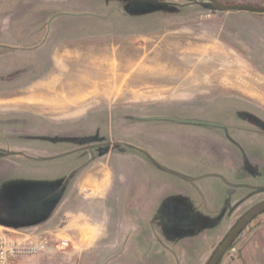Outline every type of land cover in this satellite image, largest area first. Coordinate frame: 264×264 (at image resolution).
<instances>
[{
    "label": "rangeland",
    "instance_id": "rangeland-1",
    "mask_svg": "<svg viewBox=\"0 0 264 264\" xmlns=\"http://www.w3.org/2000/svg\"><path fill=\"white\" fill-rule=\"evenodd\" d=\"M217 1L264 7V0ZM207 3L0 0V113L41 119L42 133L57 134L47 143L54 149L49 154L123 144L93 156L98 162L81 174L82 191L73 193L70 184L69 202L54 197L62 184L53 182L72 175L86 154L66 156L60 169L0 162V227L20 231L14 222L25 214L40 220L34 216L39 201L55 198L54 220L30 231L47 237L49 250L10 264H205L238 219L264 202L261 135L245 133L244 159L222 164L224 156L235 159L230 149L213 155L199 145L220 143L225 135L234 139V134L170 121L221 123L226 118L264 132L247 119L253 113L264 123L259 115L264 113V61L229 45L222 33V17L228 14L211 13ZM243 26L231 21L225 30ZM73 84L71 93L63 88ZM26 120L23 128L34 130L33 119ZM63 127L76 131L67 137ZM134 147L164 167L125 162L145 159ZM169 173L195 181L189 185ZM92 176L100 182L92 183ZM16 177L31 182L17 186ZM262 227L264 214L235 241L236 257ZM230 262L223 257L219 264Z\"/></svg>",
    "mask_w": 264,
    "mask_h": 264
},
{
    "label": "crops",
    "instance_id": "crops-1",
    "mask_svg": "<svg viewBox=\"0 0 264 264\" xmlns=\"http://www.w3.org/2000/svg\"><path fill=\"white\" fill-rule=\"evenodd\" d=\"M225 14H228V15H226L225 17H222L224 21L222 33L223 35L224 34L227 35V40H228L229 45L235 48L236 50H238L245 57L250 58L252 55L259 56L261 61H264V14L248 13V12H239V13L236 12V13H225ZM232 14H235V15H232ZM213 16L215 17V14H213ZM231 21L232 22L234 21L242 22L245 24V26L239 27L235 30L228 29L226 31L225 26L227 23H230ZM66 86H70V85H66ZM31 99L35 100L33 98ZM260 113L264 117V113L263 112H260ZM25 116L27 117L29 116L28 118H30V115H25ZM247 116H248L247 119L251 121V124H253L257 128L259 127L260 129H263L264 131V123H262V121H260V119L255 114L251 113V114H248ZM241 123L239 125H241ZM33 133H35V130L33 131L32 128L20 127L17 129L16 128L6 129L3 131V135L5 137H8L7 138L8 141L5 140L4 145L7 149L9 148L16 149V150L30 149L33 146L32 142H26L25 144L23 141H21V138H27V137L33 138L32 136ZM15 138H18L19 140H15ZM23 145L27 146L28 148L27 147L22 148L24 147ZM261 158H263V155L259 156V160H261ZM94 164L95 163H92L88 166H84L80 168L77 166L76 167L77 169L72 174L71 179H64L63 181H57V182L54 181L53 183L62 184V186H60L54 193L55 194L54 197L58 195L57 198L59 197L61 198L62 196L64 197V200L69 202L71 198L70 196H68V193L71 191L73 192V190H75V192L76 190H78V192L82 191L80 188V185H81L82 179L85 176L82 177L81 174H84L87 168L92 167ZM258 164L260 166H263L262 162ZM102 170L104 171V169ZM26 181L27 180H25V178H21V177H16V180H15V182L18 183L17 186L21 185V183H25ZM90 181L92 183H98L100 182V178H97V177L93 178L92 176ZM3 182H5V180ZM27 182H31V180ZM110 183H113V181L112 180L109 181V184ZM70 184H72L71 186L73 187L72 189H70L71 191L68 190V188H71ZM17 196L20 197L21 199L23 198L21 197V194L19 195L17 194ZM51 197L48 196V197L42 198L39 201L41 204L39 208L35 211L34 216L39 217L40 220L34 221L32 220V216H30L29 214H25L23 215V218L19 220V222H14L13 225H17L15 226L16 229L20 231H33V230L40 229L39 227H45L49 223H51V221H53L55 217L54 216L55 214L53 212L52 213L50 212L51 209L53 208V202L55 200V198H52L51 200L50 199ZM63 203L64 202H62V206H63ZM23 221H26V222H23ZM229 260L231 262L228 264H264V227H262L257 232L251 234L248 237V239L245 241V243L242 245V247L238 251V257L229 259Z\"/></svg>",
    "mask_w": 264,
    "mask_h": 264
},
{
    "label": "flooded vegetation",
    "instance_id": "flooded-vegetation-1",
    "mask_svg": "<svg viewBox=\"0 0 264 264\" xmlns=\"http://www.w3.org/2000/svg\"><path fill=\"white\" fill-rule=\"evenodd\" d=\"M59 15L55 16L54 18L52 17L51 20L48 22L51 23V21H53L56 17H58ZM101 19H104L105 17H100ZM44 23V22H43ZM35 24V23H33ZM47 24V23H46ZM44 26V24H43ZM38 29L33 30L31 33H38ZM43 39H48V34L47 36H45ZM43 45V44H42ZM39 47V46H38ZM36 47V48H38ZM227 99V98H226ZM225 100V98L223 99ZM258 112V111H256ZM259 113V112H258ZM259 115H262L261 113H259ZM25 115H23L22 113L18 114V113H0V127L1 125L5 128H1L0 129V133H1V137H0V162H10L13 164H16L15 162L11 161V160H18L17 162L19 163H23V164H29L30 166H32V168L35 169V167H44V168H49V169H60L64 163H61L66 156L68 155H78L81 154L82 157V153L86 154V159L82 160L81 159V165L78 166L80 167H84V166H88L92 163H96L98 162V160H94L93 156L97 154V152L101 151V149L105 148L106 146H109L111 149L116 148L117 145L119 144H111V143H96V144H89L87 146H82V147H77L75 149H71V150H64L61 152H56L54 154H49L48 152L53 151L54 149L49 148V146H47V143L49 141H51V143H53V140L55 138V135L57 137V134H55L54 132H44L42 133L39 128L38 123H42L43 121L37 117H30L32 120V124L35 126L34 130L35 133H33V149H7L4 145L5 140H7L8 137H5L3 135V131L6 129H17L20 128V125H22L23 128V120L27 121L26 117H24ZM239 120V119H238ZM170 121L172 122H177V123H189V124H196V125H202V126H208L210 129H214V130H220L223 133L227 132V133H231L234 134V139H231L230 136L226 137L225 133L223 135H225V138L221 139L220 143L215 144L213 141H207L208 143L206 144H202L199 145L202 148H205L209 153L216 155V153H218L219 151H226L225 149H227V151L230 149L232 154L235 156V159L231 158L226 160L225 156L223 157V161L222 164H225L226 162H234V163H239L241 162L242 159V152H241V146H242V138L244 136L245 133L248 134H259L264 138V132H259L257 130H251V129H245L243 127H241V125H239L241 123V120L239 121H235V122H231L229 119L223 118L221 119V123L215 122V121H186V120H180V119H170ZM20 124V125H19ZM43 124V123H42ZM78 124H82L81 122H79ZM19 125V126H18ZM8 126V127H7ZM11 126H17V127H12ZM59 127L57 128H48V130L50 131H56L58 130ZM79 129V128H77ZM33 130V131H34ZM60 130V129H59ZM61 130H63L62 135H65L67 137H70L69 132H71V130H75V128H69V127H63L61 128ZM81 131V130H80ZM80 131H78L80 133ZM81 135V134H78ZM14 139V138H13ZM12 139V140H13ZM15 140H19L18 138H15ZM37 140V141H36ZM8 141V140H7ZM36 141V142H35ZM41 144V145H40ZM59 144V143H58ZM66 144L64 143H60L59 146H64L65 147ZM123 145V144H120ZM125 145V144H124ZM127 147H132L130 145H126ZM219 147V148H218ZM35 148V149H34ZM135 151L137 150L138 154H140L141 156L145 157L144 160H125V162L127 163H136V164H146L148 166H152V167H157V168H161L164 167V165L161 163V161L153 159L148 153H146L144 150H140L137 149L136 147ZM14 150V151H13ZM16 150V151H15ZM134 150V149H133ZM27 152H31V154H27ZM41 153H46V155L41 154ZM79 156V155H78ZM83 158H85V156H83ZM80 160V159H79ZM1 167H3V165H1ZM52 167V168H50ZM77 168H74L73 171L74 172ZM171 176L173 177H177L181 180H183L185 183L187 184H191L193 185V179H184L180 176H176L173 175L171 173H169ZM69 177V175H68ZM67 178V177H66ZM264 214V213H263Z\"/></svg>",
    "mask_w": 264,
    "mask_h": 264
},
{
    "label": "water",
    "instance_id": "water-1",
    "mask_svg": "<svg viewBox=\"0 0 264 264\" xmlns=\"http://www.w3.org/2000/svg\"><path fill=\"white\" fill-rule=\"evenodd\" d=\"M205 6L210 9L212 13H231V12H248L264 14V7H255L249 5H226L221 4L217 0H207ZM71 173V172H70ZM74 173V172H72ZM72 175L66 179H71ZM264 213V202L254 206L247 213H245L235 225L228 231L226 236L214 249L210 259L205 264H219L226 252L232 247L238 237L244 232L245 228L260 214ZM30 232V231H26Z\"/></svg>",
    "mask_w": 264,
    "mask_h": 264
},
{
    "label": "built area",
    "instance_id": "built-area-1",
    "mask_svg": "<svg viewBox=\"0 0 264 264\" xmlns=\"http://www.w3.org/2000/svg\"><path fill=\"white\" fill-rule=\"evenodd\" d=\"M48 250V239L41 233H26L0 227V264H10L16 257L34 256ZM236 256L237 250L232 246L224 257L233 259Z\"/></svg>",
    "mask_w": 264,
    "mask_h": 264
},
{
    "label": "bare ground",
    "instance_id": "bare-ground-1",
    "mask_svg": "<svg viewBox=\"0 0 264 264\" xmlns=\"http://www.w3.org/2000/svg\"><path fill=\"white\" fill-rule=\"evenodd\" d=\"M127 68H128V67H127ZM113 69H114V68H113ZM113 81H114V79H113ZM109 82H110V81H109ZM76 85H78V84H76ZM64 86H65V85H64ZM106 86H107V85H106ZM74 87H75V85L73 84V85H70V86H65V87H63V88H65L67 92L69 91V92L71 93V91H72V89H73ZM88 87H89V86H88ZM60 88H61V87H60ZM77 88H78V87H77ZM83 88H84V87H83ZM57 89H59V88H57ZM57 89H56V91H58ZM65 89H64V90H65ZM91 89H92V88H91ZM91 89H88V90H91ZM61 90H62V89H61ZM78 90H79V89H78ZM78 90H77V91H78ZM109 90H111V89H109ZM66 91L64 92V94L67 93ZM73 91H74V90H73ZM81 91H82V90H81ZM58 92H59V91H58ZM69 92H68V93H69ZM74 92H76V91H74ZM84 92H85V91H84ZM86 92H87V91H86ZM89 92H90V91H89ZM91 92H92V90H91ZM41 93H42V92H41ZM48 93H49V92H48ZM62 93H63V92H62ZM76 93H77V92H76ZM78 93H79V92H78ZM43 95H44V94H43ZM46 95H47V94H46ZM53 95H54V94H53ZM62 95H63V94H62ZM70 95H71V94H70ZM72 95H73V93H72ZM72 95H71V96H72ZM75 95H76V94H75ZM84 95H85V94H84ZM88 95H89V94H88ZM31 96H32V95H31ZM44 96H45V95H44ZM49 96H52V95H49ZM49 96H48V98H49ZM56 96H57V94H56ZM56 96H55V97H56ZM58 96H59V95H58ZM64 96H65V95H64ZM71 96H69V97H71ZM60 97H61V96H60ZM31 98H33V97H31ZM57 98H58V97H56V99H57ZM61 98H62V97H61ZM61 98H60V99H61ZM63 98H64V97H63ZM67 98H68V97H67ZM72 98H73V97H72ZM75 98H76V97H75ZM52 99H53V98H52ZM52 99H51V100H52ZM58 99H59V98H58ZM69 99H70V98H69ZM19 100H20V99H19ZM31 100H32V99H31ZM62 100H63V99H62ZM71 100H73V99H71ZM75 100H76V99H75ZM78 100H79V99H78ZM54 102L56 103L57 101H54ZM42 103H43V102H42ZM61 103H62V102H61ZM56 104H57V103H56ZM66 105H67V104H66ZM57 106H58V105H57ZM66 107H67V106H66ZM63 109H64V108H63Z\"/></svg>",
    "mask_w": 264,
    "mask_h": 264
},
{
    "label": "trees",
    "instance_id": "trees-1",
    "mask_svg": "<svg viewBox=\"0 0 264 264\" xmlns=\"http://www.w3.org/2000/svg\"><path fill=\"white\" fill-rule=\"evenodd\" d=\"M229 5H237V4H229ZM244 5L255 6V5L247 4V3H245ZM242 234H243V233H242ZM242 234H241V235H242ZM241 235H240V236H241ZM233 245H234V244H233ZM233 245H232V246H233Z\"/></svg>",
    "mask_w": 264,
    "mask_h": 264
}]
</instances>
